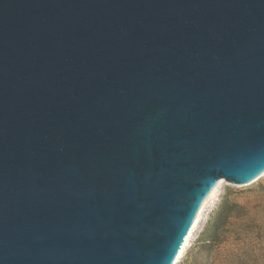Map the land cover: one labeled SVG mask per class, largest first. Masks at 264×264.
Returning a JSON list of instances; mask_svg holds the SVG:
<instances>
[{"label": "water", "instance_id": "95a60500", "mask_svg": "<svg viewBox=\"0 0 264 264\" xmlns=\"http://www.w3.org/2000/svg\"><path fill=\"white\" fill-rule=\"evenodd\" d=\"M262 165L264 0H0V264H168Z\"/></svg>", "mask_w": 264, "mask_h": 264}, {"label": "rangeland", "instance_id": "374dc122", "mask_svg": "<svg viewBox=\"0 0 264 264\" xmlns=\"http://www.w3.org/2000/svg\"><path fill=\"white\" fill-rule=\"evenodd\" d=\"M177 264H264V176L216 189Z\"/></svg>", "mask_w": 264, "mask_h": 264}, {"label": "bare ground", "instance_id": "6f19581e", "mask_svg": "<svg viewBox=\"0 0 264 264\" xmlns=\"http://www.w3.org/2000/svg\"><path fill=\"white\" fill-rule=\"evenodd\" d=\"M263 176H264V165H262L259 169H257L253 174H251L245 178L239 179L238 181H234V182L241 184V186H247V185H250V184L256 182L258 179H260ZM215 191L216 190H214L212 193H210L209 195H207L206 197H204L203 199H201L200 201L197 202V205L193 211L191 220H190V222H189V224H188V226L184 232V235L182 236V239L179 242V245L176 248V251H175L174 255L172 256V258L168 264H177L179 262V260L181 259V257L183 256V254H184V252H185V250L189 244V240L192 236V233L197 227V224H198L199 219H200V214H201L202 210L204 209L206 202L210 199V197L213 195V193Z\"/></svg>", "mask_w": 264, "mask_h": 264}, {"label": "trees", "instance_id": "16d2710c", "mask_svg": "<svg viewBox=\"0 0 264 264\" xmlns=\"http://www.w3.org/2000/svg\"><path fill=\"white\" fill-rule=\"evenodd\" d=\"M225 214H226V212H225V208L222 207V209L220 210V214H219V216L222 217V218H224ZM214 237H215V235H214ZM214 239H215V238H214ZM212 241H214V240L212 239Z\"/></svg>", "mask_w": 264, "mask_h": 264}]
</instances>
